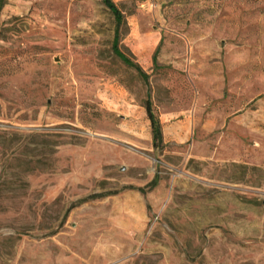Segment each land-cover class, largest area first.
<instances>
[{"label":"rangeland","instance_id":"rangeland-1","mask_svg":"<svg viewBox=\"0 0 264 264\" xmlns=\"http://www.w3.org/2000/svg\"><path fill=\"white\" fill-rule=\"evenodd\" d=\"M113 2L0 0V264H264V0Z\"/></svg>","mask_w":264,"mask_h":264},{"label":"trees","instance_id":"trees-1","mask_svg":"<svg viewBox=\"0 0 264 264\" xmlns=\"http://www.w3.org/2000/svg\"><path fill=\"white\" fill-rule=\"evenodd\" d=\"M103 2L105 4V6L114 15L117 25L121 26L125 21L123 13L116 6V4L113 2V0H103ZM120 42H121V35H120V31L117 30L116 34H115V38H114V43H113V50H114L115 55L127 66L137 67L138 69H140L138 66H136V64L133 62V60L128 55H126L124 52H122V50L120 48ZM145 108H146L148 118L151 122V128H152L153 136H154V144L157 147L159 145V143L161 141V137H162L161 125L156 119V116L153 112L152 105H151L150 101H147Z\"/></svg>","mask_w":264,"mask_h":264}]
</instances>
